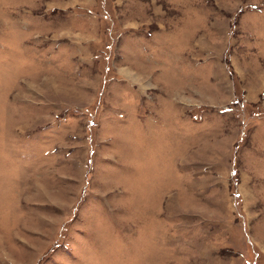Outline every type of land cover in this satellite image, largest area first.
<instances>
[{
  "label": "rangeland",
  "instance_id": "obj_1",
  "mask_svg": "<svg viewBox=\"0 0 264 264\" xmlns=\"http://www.w3.org/2000/svg\"><path fill=\"white\" fill-rule=\"evenodd\" d=\"M0 264H264V0H0Z\"/></svg>",
  "mask_w": 264,
  "mask_h": 264
}]
</instances>
